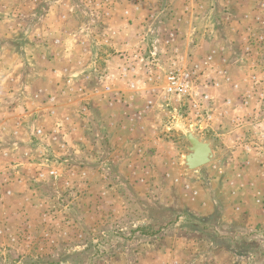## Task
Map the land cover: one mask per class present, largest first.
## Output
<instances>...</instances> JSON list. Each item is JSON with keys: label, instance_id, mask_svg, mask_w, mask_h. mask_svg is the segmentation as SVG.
<instances>
[{"label": "rangeland", "instance_id": "rangeland-1", "mask_svg": "<svg viewBox=\"0 0 264 264\" xmlns=\"http://www.w3.org/2000/svg\"><path fill=\"white\" fill-rule=\"evenodd\" d=\"M0 264H264V0H0Z\"/></svg>", "mask_w": 264, "mask_h": 264}, {"label": "water", "instance_id": "water-1", "mask_svg": "<svg viewBox=\"0 0 264 264\" xmlns=\"http://www.w3.org/2000/svg\"><path fill=\"white\" fill-rule=\"evenodd\" d=\"M184 136L189 141L188 154L184 157V165L189 170L199 168L211 162L214 150L210 142L200 139L193 130L183 129Z\"/></svg>", "mask_w": 264, "mask_h": 264}, {"label": "built area", "instance_id": "built-area-1", "mask_svg": "<svg viewBox=\"0 0 264 264\" xmlns=\"http://www.w3.org/2000/svg\"><path fill=\"white\" fill-rule=\"evenodd\" d=\"M167 91L169 93L184 94L187 91V85L184 78H181L175 72L168 75Z\"/></svg>", "mask_w": 264, "mask_h": 264}]
</instances>
